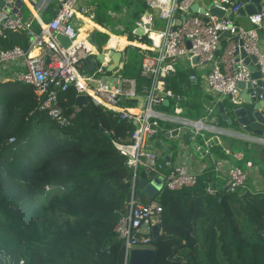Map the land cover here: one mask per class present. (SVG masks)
I'll return each instance as SVG.
<instances>
[{"label":"trees","instance_id":"obj_1","mask_svg":"<svg viewBox=\"0 0 264 264\" xmlns=\"http://www.w3.org/2000/svg\"><path fill=\"white\" fill-rule=\"evenodd\" d=\"M134 1L132 18L146 7L143 0ZM52 6L49 16L54 14ZM20 8L24 18L30 15L25 4ZM98 11L95 20L103 21L104 14ZM126 30L128 39L149 40L129 25ZM107 38L106 32L96 30L93 43L100 48ZM26 41L25 30L18 29L9 31L0 44ZM127 62L136 66L140 54L133 50ZM194 72L176 67L166 85L179 92L194 84L190 77ZM123 74L137 79L138 93L149 83L139 65L135 74L126 69ZM140 98L122 101L134 107ZM58 99L69 112L75 91H61ZM222 101L230 111V98ZM37 102L25 81L0 80V264H125L124 240L114 226L133 194L143 202L157 197L162 205L157 239L151 237L153 264H264V189L246 185L230 191L217 182L211 164L195 184L178 189L163 185L155 196H147L137 184L138 175L147 177L146 168L140 166L134 179L125 156L112 142L129 140L134 125L127 115L89 99L70 123L59 124L39 110ZM173 105V99L161 103L167 111ZM180 106L190 118L204 114L199 100ZM214 115L220 126L228 124L217 109ZM195 140L201 141L200 136ZM218 149L220 145L212 141V153ZM257 161L264 173V157ZM159 162V172L165 175L172 164Z\"/></svg>","mask_w":264,"mask_h":264},{"label":"built area","instance_id":"obj_2","mask_svg":"<svg viewBox=\"0 0 264 264\" xmlns=\"http://www.w3.org/2000/svg\"><path fill=\"white\" fill-rule=\"evenodd\" d=\"M18 1L3 0L0 5V39L8 38L9 31L24 29L27 43L0 44V65L19 64L23 69L16 76L3 74L0 67V80L19 78L28 83L38 101L37 108L59 124L70 123L79 109L74 103L69 112H64L60 105L59 93L69 89L75 91V98L83 94L88 100L127 115L134 125L129 140L113 138L112 142L125 156L134 179L141 165L148 175L162 176L163 185L168 189L196 183L200 172L189 168L182 152L178 153L165 175L159 172L161 164L153 143L165 122L172 124L164 130L171 133L177 128L176 135L182 126L190 125L187 141L182 147L187 149L192 145L201 156L212 160L215 126L207 120V115L193 119L181 113L179 103L174 102L171 111L161 106L166 98L170 101L178 95L166 85V78L175 71L180 58L195 56V65L198 66L209 63L210 68L205 74L208 88L220 95L230 94L231 101L239 98L238 81L254 85L258 79L252 77L249 64L235 52L237 47L253 55L255 69L260 73V80L264 81V49L260 45L264 42V0H259L255 12L245 14L247 26L236 19L238 10L244 5L241 0H210L209 5H202L201 11H191L197 0H143L146 9L136 20V27L149 39L140 45L143 51L139 65L140 74L147 77L149 83L142 87V93L137 91V79L125 76L119 70L127 43L118 39L111 42L114 34H110L99 49L90 40V28L96 25L92 0H55L54 14L48 19L39 14L31 0H22L31 10V14L24 18ZM211 7L222 9L223 13H213ZM253 17H259V21L255 22ZM58 33L67 38V44L59 40ZM113 50L120 51L122 58L115 67H109L113 62ZM190 77L196 75L192 73ZM140 96L134 107L126 106L122 101L123 97ZM198 135L202 137L199 142L195 140ZM253 138L255 142L264 141ZM247 164L251 165V161ZM214 166L215 170H220ZM224 173L226 189L234 191L247 185L248 170L231 164ZM124 207L114 231L124 240L127 258L131 247L153 246L151 228L160 221L162 205L158 199L143 202L133 194Z\"/></svg>","mask_w":264,"mask_h":264},{"label":"crops","instance_id":"obj_3","mask_svg":"<svg viewBox=\"0 0 264 264\" xmlns=\"http://www.w3.org/2000/svg\"><path fill=\"white\" fill-rule=\"evenodd\" d=\"M20 1H21V4L19 2H17V5L21 6L22 4H25L28 7L30 14H31L30 7L26 3H24L22 0H20ZM31 1H32L33 5L37 7L39 14H41V16L44 19L50 17L49 15L51 13V9H49V4L53 3L52 10H54L55 0H31ZM100 1L101 0H92L93 4L95 5V12H97V10H99L98 12H101L102 14H104L103 21L98 20L99 22H97L95 20L96 25H94L93 27L90 28V34H91V32L95 33L96 30H100V31L106 32L108 34V37L110 34H114L113 36H117L119 38H125V40H126L125 43H127L126 47H127V45L134 46V50L140 54V62H141L143 49L140 48V45L143 44L144 42L137 41L135 39L134 40L128 39L127 36L123 35V33L119 36L118 32L125 31V29H127V25L131 26L133 32H135L134 29H139L138 27H136V20H138L141 17V14L145 11L146 8L143 10V12L138 17L132 18L130 16H131V14L135 8L133 7L129 11V8L131 6V4L129 3V0H127V1L125 0L127 3H129L128 6H127V4H125L126 3L125 1H120L121 3L119 5L116 2L117 7H115V8L105 7L106 11H104V9L102 8V6H106V5L100 6V4H99ZM197 1H198L199 5H205V3L209 2L210 0H206L207 2H205V3L202 2L201 0H197ZM20 6H19V11L21 12ZM121 7H123L122 9L125 10V14L128 13V16L126 19V24H123V25L122 24H114L115 27H117L119 30L117 32H114V31H112L113 29L109 30L106 27V24H109L107 22V18L110 15V13H114V10L121 12ZM236 19L238 22H240L243 25H246V26L249 25L245 15L239 14V15H237ZM128 21H130V23H127ZM90 34H89V38L92 42H94L95 37H94V39H91ZM136 34L139 37H140V35H143L142 33L141 34L136 33ZM105 41H106V39H105ZM260 45H261L262 49H264V42H262ZM126 47H125V50L123 53L122 66L120 67L119 70H122L120 72L122 74H123V71H125V69L127 70L128 73H130V74L134 73L135 74V72L138 70V65H140V62H138L137 63L138 65L136 64V66L131 65L128 62H127V64H125L126 59H127V55H128L126 52ZM136 47H137V49H136ZM99 49H101V47ZM121 58L122 57L120 56L119 59H121ZM179 61H180V65L178 64ZM125 65L127 67H125ZM176 66L182 67V68H191L192 70L194 69V71H195L194 74L196 75V77L191 78L194 80V84H192L188 87L182 86L181 90L179 92H175V93H178V95H177L176 99H173V101L175 103H179V105L188 103L189 100L201 101V103L203 105V109H204V114L202 116L207 115V120L215 126L214 133H212V136H213L212 141H214V143L220 145V149H218V151H219V153L221 152L223 156L220 155L219 153H217V154L212 153V160H210L204 156H201L198 152H196L193 149L192 145H190V148H188V147H187V149L183 148L182 145L184 143H186V141H187L189 128L191 127L190 125L182 126L178 135H176V134L172 135L171 133L167 132V130H164V127L162 124L161 125L162 126V132L159 133L158 137L156 138V140L153 143L154 147L157 150L159 161L163 162L165 165L168 162L173 165L174 159L177 157L178 153L182 152L184 154V159L186 160V162H187V164L191 170L202 172L204 169L209 167L211 164L213 166L216 165L217 167L220 168V170L214 171L217 182L220 185H224V183L226 181L225 180L226 179L225 173H224L226 167L228 165H231V164L239 165L241 167H244V169L248 170L249 176L252 179V182L248 183V181H247V183H246L247 186H249L250 188H253V189H264V173H262V171H261V169H262L261 164L257 161L258 159L264 157V148L260 149L259 147H257L258 143L255 141H247L248 139H244L243 136L241 135V133L236 134V132H234L230 128L229 124H226V125L221 124V126H220V124H218L215 120L216 118L214 115V111H215V109L218 110L216 102L221 99V95L214 92V91H211L206 84L205 74L207 73V71L210 68L209 63H206V65H204V66H198V65H195V61L193 62L192 59H188L187 57H183L177 61ZM109 67H115L114 62H112L111 65H109ZM22 69H23L22 65L13 64V65L8 66L7 69L3 70L2 72H3V74H6V75L7 74L16 75L18 73V71H21ZM125 76H127V75H125ZM128 76H133V75H128ZM181 108H182V106H181ZM164 110H166V109H164ZM181 113L183 114L182 111H181ZM174 124H176V123H174ZM181 148H182V151H180ZM177 150H179V151H177ZM244 151H248V152L245 154ZM247 161H251V165H248ZM147 196H149V195H147Z\"/></svg>","mask_w":264,"mask_h":264},{"label":"water","instance_id":"obj_4","mask_svg":"<svg viewBox=\"0 0 264 264\" xmlns=\"http://www.w3.org/2000/svg\"><path fill=\"white\" fill-rule=\"evenodd\" d=\"M244 2V5L238 10V14L245 15L252 12H255L258 5L259 0H241ZM21 4V1H18ZM3 4V0H0V5ZM198 6V8H197ZM203 6L199 5L198 2L193 3L191 6V11L202 10ZM210 11L217 14H222L223 10L217 7H211ZM190 13L185 16L190 15ZM182 17V15L180 16ZM180 18L177 19L179 22ZM134 31L138 34H141L142 31L139 29H134ZM225 34H228L226 31ZM59 40L67 44V38L58 33ZM91 39H94L95 33L91 32ZM237 38V36H235ZM236 53H239L240 57H243V61L249 64V68L251 69L252 77L258 78L257 83L252 85L250 82L238 81L239 98L237 101H231V109L228 111V108L222 102V99L228 97L230 98V94H222L221 99L216 102L217 108L223 119L227 121L230 128L236 132V134L241 133L244 139H248L247 141H254L253 137H259L264 140V81L260 80V73L257 69V66L253 64L254 57L253 55L246 54V52L242 48H236ZM112 60L114 64H116L121 55L120 51L113 50L112 51ZM192 61H196V57L193 56ZM88 98L83 95H77L75 98V103L77 105H81L82 103H87ZM163 103L168 104L169 99L166 98ZM177 133V128L172 129L171 134L174 135ZM257 147L264 148V141L257 142ZM137 184L139 187L143 188L144 191L150 196H155L159 189L163 186L162 176H156L153 174L147 175V177H142L138 175ZM160 229V224L156 223L151 228V233L153 235L154 240L157 239V235ZM153 246H135L131 247L128 252L127 264H153Z\"/></svg>","mask_w":264,"mask_h":264},{"label":"rangeland","instance_id":"obj_5","mask_svg":"<svg viewBox=\"0 0 264 264\" xmlns=\"http://www.w3.org/2000/svg\"><path fill=\"white\" fill-rule=\"evenodd\" d=\"M120 1H125V0H101L100 1V6H102V5H106V6H102V8L104 9V11H106L105 10V7H111V8H115V7H117L116 6V2H117V4L119 5L121 2ZM127 1V0H126ZM125 1V2H126ZM202 2H207L206 0H201ZM134 0H129V3L131 4V6H130V8H129V11L134 7L135 8V4H134ZM129 3H125V4H127V6L129 5ZM205 4H208L209 5V2H207V3H205ZM123 7H121V12H119V11H117V10H114V13H110V15L108 16V18H107V22L109 23V24H106V27L109 29V30H112V31H114V32H117V31H119L118 30V28L117 27H115V25L114 24H126V19H127V16H128V13H126L125 14V10L124 9H122ZM113 11V10H112ZM131 17V16H130ZM132 20V19H131ZM127 23H130V21H128ZM113 24V25H112ZM123 32V35H125V36H127V38H128V31L126 30V31H122ZM119 36L121 35V34H118ZM120 40L121 41V43H123V42H125L126 40H125V38H119V37H117V36H112V38H111V40H112V42H114V41H116V40ZM262 42H260V44H261ZM133 46H131V45H127V47H126V52H127V54H128V58L130 57V55L132 54V52H133ZM178 64L180 65V61L178 62ZM0 67H1V69L2 70H6L7 69V67L8 66H5V65H3V64H1L0 65ZM210 115V114H209ZM200 136V135H199ZM197 137V136H196ZM200 138H202L201 136H200ZM141 166V165H140ZM139 166V169H141V167ZM247 181H248V183L249 182H252V179H251V177L249 176L248 178H247ZM247 181H246V183H247ZM153 199H157V197H155V198H153Z\"/></svg>","mask_w":264,"mask_h":264},{"label":"clouds","instance_id":"obj_6","mask_svg":"<svg viewBox=\"0 0 264 264\" xmlns=\"http://www.w3.org/2000/svg\"><path fill=\"white\" fill-rule=\"evenodd\" d=\"M253 20H254L255 22H258V21H259V17H253Z\"/></svg>","mask_w":264,"mask_h":264}]
</instances>
